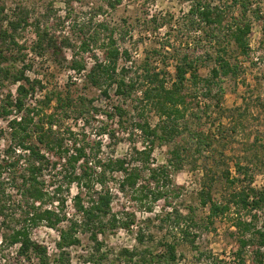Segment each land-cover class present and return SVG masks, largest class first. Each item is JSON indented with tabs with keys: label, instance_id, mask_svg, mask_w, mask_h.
<instances>
[{
	"label": "rangeland",
	"instance_id": "374dc122",
	"mask_svg": "<svg viewBox=\"0 0 264 264\" xmlns=\"http://www.w3.org/2000/svg\"><path fill=\"white\" fill-rule=\"evenodd\" d=\"M221 1L227 6L230 5V0H219V3ZM107 2L108 0H0V28L6 26L4 17L12 16L16 6H21L30 12L32 19L40 20V25L47 28L59 42L69 39L72 44L79 46L80 41L87 40L96 32L98 41L96 45H92V53L102 60L100 47L106 33L99 25L105 24L115 32L120 51H127L130 57L127 61L125 56H122L118 63L120 66H132L133 72L129 74V78L134 80L140 78L141 68L144 63H148L150 68H155L156 71L164 70L167 86L174 80V67L184 54L198 58L196 69L200 79L211 77V70L217 66L215 58L219 47L227 48L226 58L237 64L240 69L235 78L216 79L208 92L203 84L195 88L187 82L185 92L188 96V109L184 117L178 121L180 135L173 141L160 143L157 140L151 156L152 167L168 165V161L173 160L171 151L174 149L180 151L181 164L178 169L168 167L169 177L167 187L164 188L172 193L175 211L181 215L193 212L197 228L196 231L192 230L199 236L195 241L198 249H192L186 244L181 233H178L171 223L161 222L160 219L165 213L170 212V209L163 206V202L158 203L152 213H146L139 202L134 201L129 195L117 192V183L122 179V174L113 173L108 176L106 186L112 194V214H116L118 218L132 215L135 224L130 231L107 229L104 233L98 234L97 238L103 244L101 252H106L108 258L115 261V255L121 248L131 249L136 246V233L141 229L146 236L144 245L153 247L154 250L161 242H176L177 261L174 264L220 262L230 264L234 261L237 248V234L233 226L235 210L232 208L226 215L208 220V208L200 204V192L202 188L209 189L212 201L222 203L231 192L237 191L241 186L251 185L257 190L264 187V0H250L252 12L246 17L241 15L238 7H232L230 10L232 17L242 18L252 24L249 36L250 54L247 58L238 55L232 42L223 40L221 45H217L214 41H209L205 33L190 26L191 21L187 13L192 0H121L114 9L110 8ZM256 7L262 12V20H257L253 16ZM35 39L32 26L19 30L15 35V41L19 45H25L27 50ZM24 53L28 54L26 64L32 61L30 68L25 71V76L30 80H40L41 84V87L36 86L26 99L28 108L33 106L35 100L41 101L43 96L50 92H61L63 96L67 93L74 99L85 98L87 108L90 107L91 101L92 107L98 110L97 113L90 111L89 114L77 117L75 113L67 112L68 118L65 119L64 111H53L55 104L52 103L43 114L51 112L55 114L58 122L55 133L64 136L65 132L70 130L79 140L84 139L92 149L99 143L101 148L98 158L102 160L123 158L131 163L134 150L141 149L147 142V139L135 129L136 120L139 118L138 120L146 121L151 129H159V126H162V120L154 109L145 103L139 104L135 101L141 96L139 92L132 94L130 99L123 102L110 91L107 99L99 90L85 83L86 73L68 74L72 50H64L66 60L62 65L56 64L49 55L37 57L27 51ZM80 56L86 60L88 68L93 64V60L87 57V54ZM21 66V63L14 65L15 69H20ZM16 87L8 82L0 86V103L9 94L14 97ZM122 103L128 114L127 120L120 125L117 117L109 119L106 113L111 114L113 104ZM10 118H0V164L18 158L16 151L7 152L9 146L14 144L7 126V120ZM104 128L111 133V139L107 137V131L101 134ZM159 130L161 131V128ZM196 131L210 137V147L206 145L208 140L204 144L194 138L193 133ZM65 137L68 138L67 135ZM67 143L70 147V142ZM236 164L246 168L248 175L244 179L240 177V182L236 185L229 186L224 178L226 172L230 179L237 176ZM25 167L26 162L23 158L14 168L8 167L0 173V195L4 193L1 196L2 205L4 214L8 216L0 217V238H4L13 229H18L24 224L27 206L17 187L21 181L18 175ZM44 174V184L48 192L62 186V193L57 195L58 199L66 201L77 192L75 184L67 189L62 175H57L56 172ZM95 191L99 190L95 187ZM82 192L84 202H87L85 191ZM174 193L177 194L176 198ZM49 206L52 210L59 208L56 200L44 208ZM64 214L66 220L60 228H65L69 222L80 219L70 205H65ZM241 216L248 217L244 212ZM258 216L260 217L258 226H264L262 225L264 216L261 214ZM29 229L33 242L51 248L47 253L52 264H56L54 260L57 252L53 249V244L58 241L56 230L53 232V229L47 228L45 224ZM83 229L78 232L80 245L68 250L70 264H93L88 260L89 254L94 250V244L89 238L90 233ZM0 264L29 263L17 259L16 247L3 242L0 244Z\"/></svg>",
	"mask_w": 264,
	"mask_h": 264
},
{
	"label": "trees",
	"instance_id": "16d2710c",
	"mask_svg": "<svg viewBox=\"0 0 264 264\" xmlns=\"http://www.w3.org/2000/svg\"><path fill=\"white\" fill-rule=\"evenodd\" d=\"M108 6L114 9L121 3V0H108ZM187 17L191 21L190 26L205 33L209 41L221 45L223 40L232 42L238 51V55L248 57L250 54L249 36L252 31L250 21L242 18L232 17L231 8L238 7L241 15L246 17L251 13L252 3L250 0H230L227 6L222 1L192 0ZM256 7L253 16L257 20H262V12ZM231 14V15H230ZM6 26L0 28V86L5 82L17 86L14 97L7 95L5 100L0 103V118L4 119L13 115V112L21 113L20 121L15 119L8 122L11 129L10 137L13 146H9L7 152H13L14 146L22 151L18 158L12 162L0 164V173L5 169L14 168L20 160L24 158L26 167L18 176L21 179L17 187L18 193L25 205V218L23 225L18 229H13L10 234L2 237V243L7 242L10 246L18 245L16 249L17 259L33 264H52L51 259L44 246L36 244L30 238L29 227H37L45 224L47 228L56 230L59 233V240L55 243L57 257L56 264H70L69 249L80 245L78 232L85 231L90 233L89 238L94 244V250L89 254V260L93 264H174L177 261L176 242L164 241L159 243V248L144 245L146 236L141 229L135 237L136 246L133 248H121L115 255V261L110 260L106 252H101L103 244L99 242L97 235L102 234L107 229H123L130 231L135 224L134 217L118 218L112 214L111 203L112 194L107 190L109 175L121 173L122 179L117 183V192L129 195L134 201L140 203L146 213H152L154 207L163 202V206L170 209L166 212L161 222L171 223L182 239L192 249L197 250L195 245L198 234L192 229L197 228L193 212L181 215L175 211L171 197L172 193L164 188L167 187L169 170L168 167L178 169L181 164V153L178 149L171 151L173 160L168 161V165L152 167L151 156L157 140L160 143L173 141L179 135L178 121L184 117L188 109V96L186 94V83L190 82L195 88L203 84L206 91L220 78H235L239 71L237 64L231 63L227 57V48L219 47L215 58L217 66L211 70V77L200 79L197 74L196 63L198 58L184 54L178 59L174 67V80L167 86L164 70L156 71L150 68L148 63H144L141 68L140 78L136 80L129 78L133 72L132 66H120L118 63L122 56L130 59L127 51H120L117 46L115 32L105 24L99 28L105 32L100 49L102 50V60L94 55L92 45H96L98 38L96 32L88 39L80 41L79 46H75L69 39L60 42L49 33L47 28L40 25V20L32 19L30 12L21 6H16L12 16H5ZM33 27L35 42L27 50L25 45H19L15 41L16 33L24 28ZM64 50H72V60L69 62L68 69L77 74L87 70L86 60L81 54L93 60V64L85 74V83L100 91L101 95L109 99L110 91L113 95L126 102L134 93H140V97L135 100L137 103H145L154 109L162 120L161 131L158 128L151 129L146 121L136 120L134 127L140 134L147 139L145 146L135 149L128 163L123 158H108L102 160L98 158L100 144L96 143V150L89 148V144L78 137L70 130L63 134L55 133L52 127L57 120L53 112L43 114V111L55 104L53 111H64V118H68L67 112H73L77 117L85 113L98 112L92 107L87 108L85 98H72L66 93L50 92L45 94L41 101L35 100L33 106L28 108L26 99L34 91L35 87H41L40 80H30L25 76V71L30 68L26 64L27 53L37 57L49 55L56 64H61L66 60ZM76 50V51H75ZM77 57H81L77 59ZM21 63L20 69H15L14 65ZM42 89V88H41ZM209 89V90H208ZM111 114L106 113V117L113 119L117 117L119 124L122 125L127 120V110L124 104H113ZM91 111V112H90ZM47 125V126H46ZM60 127V126H59ZM101 134L106 133L107 137L112 138L111 133L106 129L101 130ZM160 131V132H159ZM100 134V135H101ZM61 135V136H60ZM198 142L210 147V137L204 136L201 131L193 133ZM69 139V140H68ZM35 141V143H33ZM67 141L70 142V147ZM94 152L93 154V151ZM15 151V150H14ZM200 153L199 150H197ZM24 152V153H23ZM56 172L62 175L63 182L68 186L67 189L75 184L77 192L73 197V209L80 219L69 222L65 228L60 225L66 220L64 214L65 199H58L57 195L62 193V186H57L52 192L45 188L44 173ZM147 172V174H145ZM236 177L230 179L226 172L225 182L229 186H234L248 175L246 168L235 165ZM163 185V186H160ZM51 186V185H50ZM52 187V186H51ZM96 190L94 192V188ZM200 192V204L208 208V220L215 217L224 216L235 210L234 228L236 230V250L234 261L230 264H264V226H258V214L264 216V187L255 189L248 185L240 187L237 191L231 192L225 202L218 203L211 199L210 190ZM88 201L84 202L83 192ZM68 191V190H67ZM173 191V190H172ZM0 195V217L5 216L4 205ZM96 196V197H95ZM177 194L174 193V198ZM57 201L58 211L44 208L48 204ZM87 203V204H85ZM52 208V207H51ZM248 217L244 218L241 213ZM149 219V218H147ZM264 225V224H262ZM83 229V230H84ZM143 245V246H142ZM216 264V263H213ZM218 264H226L220 262Z\"/></svg>",
	"mask_w": 264,
	"mask_h": 264
},
{
	"label": "built area",
	"instance_id": "2783aa9c",
	"mask_svg": "<svg viewBox=\"0 0 264 264\" xmlns=\"http://www.w3.org/2000/svg\"><path fill=\"white\" fill-rule=\"evenodd\" d=\"M87 70H88V67H87ZM87 70H86V71H87ZM86 71H82L81 74H82V73H86ZM67 73H68V74H71V73H75V72L72 71V70H71V71L69 70ZM79 75H80V74H79ZM33 105H34V104H33ZM10 117H11V118L7 120V126H8V122L11 121V120H13V119H15L16 121H20L21 118H22V114H21V113H16V111H14V112H13V115H11ZM8 118H9V117H8ZM71 123H72V121H71ZM78 125H80V121H78ZM56 128H57L56 125H54V126L52 127L53 130H56ZM8 129H9V131L11 132V129L9 128V126H8ZM14 150H15L16 153H18V154H21V152H22V151L19 149V147H16V146H14ZM23 153H24V152H23ZM75 194H76V193H74L71 197H69L68 200H66V203H67V204L65 203V205H70V206L73 208V200H72V199H73V197L75 196ZM49 209H50V208H49ZM54 210H55V211H58L56 208H54ZM53 232H54V230H53ZM56 234H57V239L59 240V233H58L57 231H56ZM1 243H2V240H1V238H0V244H1ZM15 247H16V249H18L19 246H18V245H15ZM46 249H47V251L49 252L51 248H50V247H47ZM53 249L57 252V250H56V246H55V243L53 244ZM57 253H58V252H57ZM48 255H49V254H48Z\"/></svg>",
	"mask_w": 264,
	"mask_h": 264
}]
</instances>
